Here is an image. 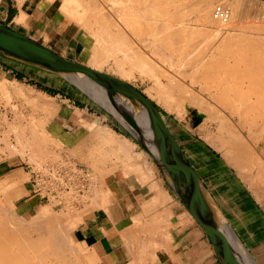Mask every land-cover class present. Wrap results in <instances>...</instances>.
Here are the masks:
<instances>
[{
    "label": "crops",
    "instance_id": "1",
    "mask_svg": "<svg viewBox=\"0 0 264 264\" xmlns=\"http://www.w3.org/2000/svg\"><path fill=\"white\" fill-rule=\"evenodd\" d=\"M23 1L0 0V23L58 53L46 44L57 36L60 43L70 41L63 34H54L50 40L45 41L43 36L32 33L31 29L36 22L45 28L48 21H45L46 15L39 16L42 11L36 5L28 14L31 24L28 22L27 27L23 24L14 25ZM77 53L79 56L82 54L80 50ZM59 55L76 60L65 54ZM41 69L0 55V88L1 85L2 88L5 86L4 92L2 88L0 90V112L6 119L5 121L0 116L4 120L1 122L0 118V126H3L0 127V139L5 138L3 133L8 127L6 123L12 122L10 120L14 118V110L11 108L14 104L18 110L14 115L18 112L17 114L27 117L26 119L30 117V120L34 119L31 121L33 123L38 120L39 125H42L41 130L39 129L42 133L39 135L47 134L54 141H44L41 135L38 137L41 140L39 149L56 153L50 154L42 166L61 169L59 172L64 176L67 173L68 176L76 175L78 172L81 177L85 175L84 182L86 191L88 190L86 207L89 209L93 204L98 207L92 206V211L86 209L87 212L83 208L85 212L76 227V240L84 253L83 263L221 264L204 229L192 217L174 193L165 175L137 140L92 98L90 92H84V89L65 78ZM20 86V92L24 95L22 97H19L21 94L18 92ZM5 94L10 96L12 106L7 105L6 101V105L4 104ZM33 99L43 104V109L49 107L43 110L41 105L31 102ZM26 100L37 108L30 107ZM171 114L173 120L165 122L197 173L216 222L220 223L225 233L231 231V235L253 264H264V201L259 198L263 196L262 189L254 186L260 189L257 196L258 193L251 190L252 185L243 181L244 175L240 177L237 168L227 163L223 155L214 146L211 147L206 138H202L200 130H195L198 127L196 123L187 128L188 125L178 120L175 114L167 113L168 116ZM44 115L47 116L46 122ZM37 118L42 119L44 124ZM27 122L30 123L29 119ZM26 134L23 138H30V132ZM9 138L14 145L13 134ZM46 141L51 142L47 143L48 150L45 148ZM3 146L5 144L1 142L0 148H4ZM255 152L260 155V159L263 158L262 154L256 150ZM27 156L28 154L23 157L18 154L10 155L8 151L0 153V182L7 178L22 182L11 187L13 189L10 193L18 196L14 202L24 209L32 208L39 202L30 185L35 165L28 163ZM51 156L56 158L51 159ZM25 174L29 175L28 182H23ZM92 178L101 180L103 193L107 192V197H110L107 198V204H102L96 198L94 201V192H89L94 187L93 183L89 185ZM96 190L98 191L97 188ZM99 203L102 204L100 207ZM140 241L147 249L145 245L141 247Z\"/></svg>",
    "mask_w": 264,
    "mask_h": 264
},
{
    "label": "bare ground",
    "instance_id": "2",
    "mask_svg": "<svg viewBox=\"0 0 264 264\" xmlns=\"http://www.w3.org/2000/svg\"><path fill=\"white\" fill-rule=\"evenodd\" d=\"M97 1L98 0H86V1H84V0H24L23 1V3H22V5H21V7H20V10H19V12H20V14H19V16L15 19V23H14V25L15 26H18V25H21V24H23V25H26V27H27V23L28 22H30V19H29V16H28V14H29V12L32 10V8L36 5V4H38L39 5V7H40V10H42L43 12L45 11L46 12V17H45V21L46 20H48V21H46L47 23V26L44 28V27H42L39 23H37L36 22V24H35V26H33L32 27V33L33 34H35V35H37V34H39V35H41V36H43L44 37V39H45V41L46 40H50L51 39V36L52 35H54V34H56V35H65V39L66 40H69L70 42H71V44H73L74 42H76V43H78L79 44V47H80V50H81V52H82V54H83V57L85 58L86 56H89V60H88V62H89V64L88 65H86V66H88V67H90V68H92V69H94V70H97V71H101L102 70V68H103V66L110 60L111 61V63H112V65H111V67H110V65H109V69L111 70V69H113V72L114 73H116L119 77L118 78H120V79H123V78H134V76H133V74H132V71H133V69H125L126 67H125V65L122 63L123 61H124V63L126 62V63H133L134 65V67L135 68H139V70L140 71H144V72H147V74L149 73L151 76H152V78H151V76L148 74V76H150V78L154 81V86L152 87V88H150L152 91H154L155 92V94H157V98H159L158 100H156V101H160L163 105H164V108H166L167 109V111H169L170 113H174L175 115H176V117L178 118V119H180V121H182V122H184L186 125H188V127L187 128H189L190 127V125H193L194 123H193V120H191V118H190V116L192 115H190V114H188L189 112H191L192 110L191 109H196V110H198L197 109V107H199V108H202V107H206V103H205V101L203 100V99H201L200 98V96H198L197 94L196 95H194L192 92H190L189 90L190 89H186L187 91V93H184L183 94V91L185 92V90L183 89V87H180V85H182L181 83H178L179 81H177V84H175L176 82V79H175V81H174V84H170V85H167V87L166 86H164V85H162V82L160 81V79L158 80L157 79V77H158V75H160V74H156V69L153 67V64L151 63L152 61L150 60L151 58H148L149 56L147 55H145L144 53H143V51L138 47V45L137 46H135V43H133V42H131V41H129L128 40V38L127 37H129L128 35H127V33H131V34H134V33H132V31L135 29V27H131V25H135L136 24V22H137V24L139 23V21H137L138 20V16H135L134 17V19H133V21H132V17L130 16V18L128 19V15L129 14H134L135 12H136V6H143L145 3H147V1L148 0H100L101 1V3H103V5L104 4H106V3H104V2H109L110 4H111V7L110 8H108V11H109V16H113L116 20L114 21V20H112V18H111V20H110V17L109 16H107L106 15V17H108V18H104V20L103 21H105V19L106 20H108L109 21V23L108 24H105V22H102V25H100L101 27H103V24H105V26L106 25H108V28L111 26L112 28H115V32H121V30L123 29V30H126V28H127V33H126V31L124 32V33H122V35L124 36L125 34L127 35V37H125V41H124V39H122V40H118V38H116V34H115V36H114V34H113V36H112V34H111V37H110V39H109V37H107V35L108 36H110V29L108 30V28H107V26H106V29L108 30H106V29H104L105 31L104 32H102L103 30L102 29H100V31L98 30L99 28H96L97 29V32H95L96 30H94V33L92 32V29H91V23H90V20H89V18L90 19H92V16L94 17V19H97V21H98V18H96L95 16V13H98V15L100 14V18H102L103 19V17L105 16V13H107L106 11H107V9H105L106 11H105V13H104V7L102 6V4H100V2L99 3H97ZM156 2H155V4H156V6H153V7H155V8H160V12L159 13H161V16H162V18L163 17H169V16H167V15H165L167 12H168V9H169V7H170V5L171 4H173L172 6H171V8L174 6V3L172 2V1H170V0H155ZM175 1H177V0H175ZM185 1V3H182V1H180L179 2V0L177 1L179 4H175V6L177 5H180L181 3L184 5V4H186L187 6L186 7H184L183 9H185L186 8V13H185V11L183 12V13H185V14H187V10H189V9H187L188 8V6L190 7L191 6V4L193 3V2H191L190 0H184ZM183 1V2H184ZM186 1L188 2V3H186ZM193 1V0H192ZM202 0H198V1H194V4H196L195 5V8H197V9H195L193 6V9L192 8H190V10H189V13H190V11L192 10H194L196 13H197V17L196 18H199V19H196V20H198V23H200V22H202V26H204V28L205 29H207L208 31H210L211 30V32H206V30L204 29V33L206 32V33H210V35L211 34H213L212 33V31L214 32V34H216L217 33V35H214L213 34V36H215V38H216V36H218V35H220V33H222V31L221 30H223V29H225V30H233V22H230V23H228V24H220L219 23V25H217L218 24V22L216 23V27H215V22L216 21H214L213 19H211V14H210V12L209 11H211L213 8H211V7H213L214 6V4L213 5H211L212 4V2L214 1V0H206V1H209L208 3H206L204 0V2L202 1ZM217 1H220V2H222V0H217ZM216 1V2H217ZM18 2V1H17ZM152 2H154V1H152ZM172 2V3H171ZM189 2H190V4H189ZM196 2H198V3H200L201 2V4L202 3H204V5H206V6H204L203 7V5L202 6H200L199 4H197ZM219 2V3H220ZM223 2H225L226 4H228L231 8H233L234 10L236 9L238 12H239V8H237V7H234L233 6V2H231V1H229V0H223ZM214 3V2H213ZM219 3H217V4H219ZM247 3V2H246ZM110 4H108V5H110ZM152 4V3H151ZM151 4H148V5H151ZM154 4V3H153ZM152 4V5H153ZM181 4V5H182ZM194 4H192V5H194ZM199 5V6H198ZM243 5V4H242ZM176 6V8L175 7H173V8H175L176 10H178L177 8L179 7H177ZM197 6V7H196ZM246 6V5H245ZM145 7V6H144ZM151 7V6H150ZM182 6H180L179 7V9H181L180 11H183L182 10V8H181ZM240 7V6H239ZM242 7V6H241ZM18 9H19V6L17 7ZM142 8V7H141ZM162 8V9H161ZM226 8V7H225ZM89 9L90 10H92V11H90V12H92L93 14H88V13H90V12H88L89 11ZM211 9V10H210ZM95 12H94V11ZM155 10V9H154ZM154 10H152V11H154ZM165 13L164 15H162V11ZM174 10V9H173ZM242 10V9H241ZM240 10V11H241ZM156 11V10H155ZM155 11H154V13H153V15H155L156 13H155ZM179 11V10H178ZM179 11V12H180ZM253 11V10H252ZM171 12V11H170ZM212 12V11H211ZM144 13H146V12H144ZM158 13V12H157ZM230 13V12H229ZM140 15H141V13H139ZM149 13H147V15H148ZM170 13L168 12V15H169ZM172 14V13H171ZM209 14H210V17H209ZM238 14H240V13H238ZM242 14V13H241ZM127 15V20H130L129 22L128 21H125L124 20V18H125V16ZM143 15V14H142ZM158 15V14H157ZM154 16V17H158L159 18V16L160 15H158V16ZM174 14H172V15H170V16H173ZM176 15H178V14H175L173 17H177ZM250 15H252V14H250ZM122 16H124V18L122 17ZM133 16V15H132ZM144 16H146V14L144 15ZM152 16V15H151ZM161 16H160V18H161ZM183 16V15H182ZM37 17H39V16H37ZM99 17V16H98ZM121 17V18H120ZM147 17L148 16H146V17H143V18H146V20H147ZM153 17V16H152ZM152 17H151V19H152ZM153 17V19L154 20H156V18H154ZM179 17V16H178ZM177 17V18H178ZM238 17H241V16H239L238 15ZM238 17H236L237 18V20H239L238 19ZM121 19V21H119L120 19ZM141 18H142V16H141ZM148 18H150V16L148 17ZM182 18V17H181ZM181 18H179V19H181ZM38 19V18H37ZM93 19V20H94ZM102 19H99L100 21L102 20ZM119 19V20H118ZM126 19V18H125ZM164 19V18H163ZM171 19H172V17H171ZM200 19H201V21H200ZM230 19V18H229ZM247 19V18H246ZM149 20V19H148ZM160 21H162V19H159ZM168 20H169V18H168ZM178 20V19H177ZM182 20V19H181ZM236 20V21H237ZM240 20H241V18H240ZM92 21V20H91ZM95 22V23H97L98 25L99 24H101V22L100 23H98V22ZM108 21H106V22H108ZM136 21V22H135ZM141 21V20H140ZM144 22V26L147 24L146 22L147 21H145V20H143ZM164 21H167V20H163V22ZM172 21H174L173 19H172ZM126 22H128V24H130V27H129V29H128V25L126 24ZM131 22V23H130ZM133 22L135 23V24H133ZM162 22V23H163ZM178 22V21H177ZM180 22V21H179ZM178 22V23H179ZM182 22V21H181ZM184 22V21H183ZM235 22V21H234ZM245 22V21H244ZM256 22V21H255ZM35 23V22H34ZM34 23H32V25L34 24ZM93 23V22H92ZM142 22H141V27H142V24H143ZM146 23V24H145ZM154 22H151V23H148L147 25H149L150 27V29H152L151 27L153 26H151V24H153ZM158 20H157V23L155 22V29H156V26L158 27V28H160V26H162L161 27V29H165V28H167V29H165V30H163V33H162V30H161V32H160V29L157 31V33L158 34H160V33H162V34H160V35H164L165 33H168V31H169V29L170 28H172V27H174L175 29H177L178 27V30H176L175 31V29L173 28V30L176 32V33H178L179 35H182L181 37L178 35V34H175V32H172V33H174V34H172L171 33V31H173L172 29H170L171 31H170V34L169 35H174V36H172V38H168L167 36V38L165 37L164 39H162V37H160V35L158 36V38H159V44H161V42L164 40V41H167V39H168V43L167 44H169V42H171V39L172 40H175L173 37H175V38H177L176 40V42L178 43V41H179V39L181 38V40H180V42H183V43H185L184 41H182V40H185V41H187L188 42V39H187V37H191V36H188L189 34L191 35V34H194L193 32L192 33H190V27H189V29H187V31H185V33H186V35L185 34H183V31L182 30H185V29H183L185 26L183 25V26H181L180 25V23H179V26L178 27H175V26H172L171 24V26L168 24V21H167V24L164 22V24L165 25H161L160 23V26H158ZM171 23V22H170ZM173 23V22H172ZM175 23V22H174ZM238 23V22H237ZM29 24H31V22L29 23ZM43 24V23H42ZM97 24H95V26L97 25ZM176 24V23H175ZM241 24H243V23H241ZM238 25L239 26V28H240V26H241V28L239 29V31L240 30H242V31H244L243 29H242V26H243V28H244V25ZM246 24H249V23H246ZM252 24L253 25H251V22H250V25L251 26H253L254 27V29H253V27H252V29L251 28H249L250 26H245V28H247L248 27V29L250 30H255V28H257L256 26H254V22H252ZM257 24V23H256ZM98 25H97V27H98ZM110 25V26H109ZM138 25H140V23L138 24ZM146 25V26H147ZM166 25H168V26H170V28H168V26H166ZM221 25V26H220ZM222 25H225V26H222ZM259 25V24H258ZM99 26V27H100ZM127 26V27H126ZM135 26H137V25H135ZM146 26L145 27H143L142 29H144V28H146ZM176 26H177V24H176ZM180 26L181 27H183L182 29H180ZM187 26V25H186ZM218 26V27H217ZM93 27H94V25H93ZM100 27V28H101ZM138 27V26H137ZM137 27H136V29H137ZM165 27V28H164ZM224 27V28H223ZM263 27V26H262ZM29 28V27H28ZM104 28V27H103ZM148 26H147V28H146V31L148 32ZM186 28V27H185ZM261 28V27H260ZM94 29H95V27H94ZM117 29V30H116ZM132 29V30H131ZM135 29V30H136ZM141 29V30H142ZM155 29H154V31H155ZM180 29V30H179ZM201 29H202V27H201ZM238 29V28H237ZM247 29V30H248ZM262 29V28H261ZM261 29H259V28H257V30L259 31H261ZM264 29V28H263ZM113 30V29H112ZM128 30H129V32H128ZM133 31V32H136L139 36L138 37H141L140 36V31L139 32H137V30L136 31ZM188 30H190V31H188ZM248 30V32H250ZM107 31V32H106ZM155 31V32H156ZM165 31H167V32H165ZM180 31H181V33H180ZM221 31V32H220ZM237 31V30H236ZM241 31V32H242ZM257 31V32H258ZM99 32H102V33H104V34H107L108 32H109V34H107L106 35V37L108 38V40H107V38L105 39L103 36H104V34H102V33H99ZM114 32V33H115ZM118 32H117V34H118ZM151 32H153V30L152 31H150V33L148 32V34H150L151 35ZM187 32L189 33V34H187ZM216 32V33H215ZM245 32V31H244ZM96 33V35L97 34H100L99 35V37L98 36H95V35H92V34H95ZM113 33V32H112ZM142 33H144V31H142L141 32V35H144V34H142ZM205 33V34H206ZM224 33V32H223ZM225 33H226V31H225ZM224 33V34H225ZM232 33V35L230 36L229 35V39L226 37V39L225 40H229V43L231 44V46L233 47H235L236 45H238V47L237 48H239V46H240V48H242L243 47V49H244V46H246L245 48H247V46L250 44H248V45H245V42L246 43H248V40H246L245 38H249V41L250 42H254L256 39L258 40V38L259 37H251L249 34L250 33H252V31L246 36V35H244L243 33H241L240 35H243V36H245V37H241L242 38V42L243 43H241V42H239L235 37H234V35H235V32L233 33V32H231ZM255 33V32H254ZM261 33V32H260ZM137 34H134V35H136L137 36ZM147 34V33H146ZM148 34H147V36H148ZM196 34V33H195ZM228 34H229V32H228ZM234 34V35H233ZM238 34V33H237ZM236 34V35H237ZM245 34H246V32H245ZM92 35V36H91ZM121 34H119V36H120ZM121 35V36H122ZM149 35V36H150ZM154 35H156V34H154ZM165 35H167V34H165ZM164 35V36H165ZM168 35V36H169ZM202 35V34H201ZM204 35V34H203ZM202 35V36H203ZM255 35H257V34H255ZM89 36H91V37H95L94 39L92 38V40H90L89 39ZM118 36V35H117ZM120 36V37H121ZM163 36V37H164ZM179 36V37H178ZM194 36V35H193ZM209 36V35H208ZM224 35L222 34V37H223ZM260 36V35H259ZM58 37V36H57ZM60 37H62V36H60ZM96 37H97V39H96ZM115 37V38H114ZM123 37V38H124ZM156 38H154V40L156 39H158L157 38V36H155ZM200 37V36H199ZM210 37V36H209ZM220 37V36H219ZM220 37L221 39H224L225 37ZM230 37H232V38H230ZM238 37V36H237ZM145 37H143V39H144ZM179 38V39H178ZM198 38V37H197ZM214 40H213V42L215 41V38L214 37H212ZM218 38V37H217ZM218 39V40H221V39ZM233 38H235L234 40H232ZM251 38H254V40L253 41H251L252 39ZM139 39V38H138ZM147 39V38H146ZM150 39V38H149ZM161 39V40H160ZM187 39V40H186ZM190 39H192V38H190ZM251 39V40H250ZM33 40V39H32ZM94 40V41H93ZM141 40V39H140ZM193 40V39H192ZM207 40V39H206ZM246 40V41H245ZM260 40H262L261 42H260ZM143 41V40H142ZM144 41H145V39H144ZM161 41V42H160ZM163 41V42H164ZM197 41V40H196ZM196 41H194L193 40V42H195V44L198 42L199 43V45L201 46H203V44L200 42V39H198V41L196 42ZM210 41V40H209ZM211 41H212V39H211ZM210 41V42H211ZM221 41H223V40H221ZM232 41H235L234 43L232 42ZM237 41H238V43H237ZM263 41H264V39H260L259 38V41H255L254 42V45L256 46L255 48L257 49L258 48V46L257 45H262V44H260V43H263ZM156 43H158V40L157 41H155ZM175 42V43H176ZM179 42V43H180ZM193 42H191V40H190V42H188V43H190V44H192ZM203 42H205V41H203ZM210 42H209V44H205V45H211L210 44ZM212 42V43H213ZM218 42V41H217ZM228 42V41H227ZM232 42V43H231ZM259 43V44H257V43ZM150 43V42H149ZM149 43H146V44H149ZM176 43V44H177ZM178 43V44H179ZM197 43V44H198ZM201 43V44H200ZM207 43V42H206ZM216 43V42H215ZM214 43V44H215ZM239 43H241V45H239ZM256 43V44H255ZM66 44V43H65ZM120 44V45H119ZM140 44H142V43H140ZM151 45H144L145 47H151L152 48V52H151V54L152 55H154L155 54V56L157 55V50H156V47H158V46H156L155 47V43L154 44H152V42L150 43ZM158 44V45H159ZM163 44V43H162ZM172 44H173V42H172ZM190 44H187V47L185 46V48H184V50H183V53L181 52V50H179L182 54H183V61L184 60H186L187 62H189V61H191L192 60V62H193V60L194 59H192L196 54V51L198 50V51H200L199 50V46L197 47L198 49H196V47H194L195 45L194 44H192V45H194V46H190ZM219 44V43H218ZM216 45V46H219V45ZM228 44V43H227ZM229 44V45H230ZM243 44H244V46H243ZM264 44V43H263ZM157 45V44H156ZM164 45H165V42H164ZM164 45H159V46H161V47H168L167 45L166 46H164ZM174 45V44H173ZM186 45V44H185ZM189 45V46H188ZM226 45V44H225ZM253 45V44H252ZM252 45L250 46V47H252ZM121 46V47H120ZM142 46V45H141ZM177 46H179V45H177ZM182 46V45H181ZM181 46L178 48V47H176L175 48V50L177 49H181ZM184 46V45H183ZM206 46V47H207ZM231 46H229V47H231ZM118 47H120V48H118ZM161 47H160V49H161ZM171 47H173L172 45H171ZM191 47V48H190ZM205 49H204V51L206 52L207 50L206 49H208V48H206L205 46H203ZM203 47H202V49H203ZM209 47V46H208ZM225 47H227V45L225 46ZM229 47H228V49H229ZM249 46H248V50H253L252 48H250ZM260 47H263V45L262 46H260ZM143 48V47H142ZM168 48H170V46L168 47ZM166 49V51L165 52H167V53H169V49ZM213 48H214V46H213ZM236 48V49H237ZM171 49V48H170ZM196 49V50H195ZM215 49V48H214ZM218 49V48H217ZM223 49V48H222ZM220 50L221 52H223V50ZM226 49V48H225ZM225 49H224V51H225ZM236 49H233L232 48V51L233 50H236ZM253 50V51H257V50ZM143 50H144V48H143ZM158 50H159V48H158ZM176 50V52L174 53V54H178L179 52ZM219 50V49H218ZM217 50V51H218ZM240 50V49H239ZM247 50V49H246ZM245 49H244V51H246ZM247 50V51H248ZM161 51V50H160ZM160 51H158L159 53H161V54H158V56L159 55H162V54H164V52H162V51H164V50H162L161 52ZM171 51L173 52V50L171 49ZM210 51V50H209ZM243 51V52H244ZM178 52V53H177ZM205 52H204V54H205ZM226 52V51H225ZM236 52H238V51H236ZM224 53V52H223ZM230 53V52H229ZM170 54V53H169ZM169 54H167L166 55V61H168L170 58H168V57H170L169 56ZM173 54V53H172ZM182 54H180V55H182ZM195 54V55H194ZM199 54H201V53H199ZM203 54V53H202ZM222 54V53H221ZM165 55V54H164ZM171 55V54H170ZM197 55H198V52H197ZM232 55H234V54H232ZM258 55V54H257ZM121 56H122V58H121ZM201 56V55H200ZM231 56V55H230ZM243 56V55H242ZM252 56H254L255 58L257 57L256 56V54L255 55H252ZM162 57V56H161ZM160 56H159V58H161ZM182 57V56H181ZM210 57V56H209ZM216 57H217V55H216ZM219 57H220V55H219ZM246 57V59H244ZM258 57H260V56H258ZM257 57V58H258ZM163 58H164V56H163ZM175 58V57H174ZM212 58H213V56H212ZM223 58V57H222ZM232 58V57H231ZM241 58V57H240ZM239 58V59H240ZM244 58H242L243 59V61L242 62H245L244 60H247V56H244ZM250 58V57H249ZM252 59H255V58H253V57H251ZM250 58V59H251ZM255 59V61H257L258 59ZM261 58V57H260ZM259 58V60L261 61V59ZM162 59V58H161ZM172 59V58H171ZM209 59V58H208ZM220 59V58H219ZM234 59V58H233ZM237 59V58H236ZM236 59H235V61H236ZM249 59V60H250ZM251 59V60H252ZM163 60H165V59H162V61ZM200 60V59H199ZM203 60V59H202ZM206 60V59H205ZM205 60H203V63L205 64L207 61H205ZM211 59H209V61H210ZM220 60H222V59H220ZM219 60V61H220ZM228 60V59H227ZM249 60H247V62H250V64H251V61H249ZM258 60V61H259ZM165 61V62H166ZM185 61V62H186ZM205 61V62H204ZM213 61V60H212ZM224 61H226V60H224ZM253 61V60H252ZM164 62V61H163ZM214 62H216V61H214ZM223 62V61H222ZM228 61H226V63H227ZM240 62V61H239ZM167 63V62H166ZM197 63H198V61H197ZM208 63V62H207ZM210 63H212V64H217V63H213V62H210ZM225 63V62H224ZM226 63H225V67L227 66L226 65ZM130 64V65H131ZM182 64H183V62H182ZM193 64H194V66H193ZM195 64H196V60H195V63L193 62L192 64H189V65H191V66H193L195 69H197V65L195 66ZM209 64V63H208ZM208 64H205V65H208ZM222 64V63H221ZM253 64H254V62H253ZM186 65V64H185ZM185 65H184V67L183 68H185ZM189 65H187V66H189ZM204 65V66H205ZM213 65V66H214ZM30 66V65H29ZM132 66V65H131ZM131 66H130V68H131ZM179 66H181V65H179ZM202 66V65H201ZM210 66V65H209ZM209 66H207L208 67V69H210V68H212V67H209ZM217 66V65H216ZM220 66V65H219ZM219 66H217V70L220 68ZM223 66V68H224V65H222ZM230 65H228L226 68H228ZM33 67V66H32ZM182 67V66H181ZM193 67H191L192 69H193ZM133 68V67H132ZM188 68H190V66L188 67ZM190 68V69H191ZM205 68V67H204ZM214 68H216L215 66H214ZM230 68V67H229ZM228 68V69H229ZM189 69V70H190ZM42 70V69H41ZM194 70V69H193ZM192 70V71H193ZM198 70V69H197ZM217 70H215V71H217ZM225 70V69H224ZM155 71V72H154ZM159 71V70H158ZM195 71V70H194ZM192 72V73H196V71L195 72ZM204 71V70H203ZM215 71L213 72V71H211V72H209V73H215ZM45 72V71H44ZM48 72V71H47ZM160 72H162L163 74L165 73V77H166V72H163V71H160ZM178 72H181V70L179 71H177V73ZM186 72V71H185ZM185 72H183V74H184V76H185V78L186 77H188L189 75V73L191 72H189V71H187L188 72V74L186 73L185 74ZM198 72V71H197ZM219 72V71H218ZM222 72V71H221ZM235 72V71H234ZM157 73H159V72H157ZM205 73V72H204ZM225 73V72H224ZM226 73H227V71H226ZM229 73V72H228ZM227 73V74H228ZM231 73V72H230ZM183 74L181 75V76H183ZM197 74V73H196ZM234 74V73H233ZM233 74H231L232 76H233ZM236 74V73H235ZM239 73L237 72V75H238ZM146 75V74H145ZM162 75V74H161ZM179 75V74H178ZM188 75V76H187ZM192 75V74H191ZM189 76V78L191 77V79L192 78H194V77H192V76ZM195 75V74H194ZM201 75H204V74H201V72H200V75L199 74H197V75H195V77H199V78H203L204 77V80H202L203 81V83L205 82V80H208V79H206V77L207 76H201ZM215 75V74H214ZM214 75H210L211 77L212 76H214ZM218 75V74H217ZM230 75V74H229ZM229 75H228V77H229ZM230 75V76H231ZM241 75V74H240ZM239 75V76H240ZM177 76V75H176ZM183 76V77H184ZM58 77V76H57ZM164 77V78H165ZM198 77H197V79L196 78H194V79H196V80H194V81H198ZM248 77V76H247ZM168 80H171V81H169V82H167V83H171L172 82V79L173 78H175V77H172L171 78V75L168 77H166ZM207 78H209V77H207ZM216 78V77H215ZM150 79V80H151ZM166 79V80H167ZM190 79V80H191ZM212 79V78H211ZM214 79V78H213ZM244 79V78H243ZM249 79V78H248ZM167 80V81H168ZM189 80V81H190ZM200 79H199V81H201ZM216 80V79H215ZM218 80V79H217ZM216 80V81H217ZM231 80V83H232V79H230ZM229 80V81H230ZM239 80H240V78H239ZM264 80V79H263ZM223 81H225V80H223ZM223 81H220V82H223ZM234 81V80H233ZM241 81V80H240ZM240 81H236V83H238L239 85L241 84L240 83ZM252 81V80H251ZM251 81H249V82H251ZM208 82H211L212 83V81H209L208 80ZM213 82L215 83V81L213 80ZM257 82V81H256ZM255 82V83H256ZM262 82H264V81H262ZM0 83H2V82H0ZM8 83V82H7ZM14 83V82H13ZM194 83H196V82H194ZM198 83V82H197ZM218 83V82H217ZM228 83V82H227ZM230 83V82H229ZM234 83V82H233ZM235 83V84H236ZM260 82L258 81V85H259V88H261V90H262V87H263V89H264V83L262 84L261 83V85L259 84ZM180 84V85H179ZM209 84V83H208ZM218 84H220V83H218ZM238 84H237V86L235 87H233L232 88V90H230V89H226V90H230V91H226L227 93H225V92H223V93H218V91H215V90H213V91H215V92H217L218 93V96H217V94H215L214 93V95H215V98H212V96L214 97V95H212V93L210 92V90H212V89H214V88H212V87H214V85L215 84H213V86H211V84L210 85H207V87L210 89V90H208V89H206V91L208 90V93L210 92L211 93V95H210V99L211 100H215L217 97H219V100L220 99H222L221 101H218L217 103H221V102H223V101H225V99L223 100V96H224V98L225 97H229L228 96V92H231V94L233 93L234 94V92L236 91V93L235 94H238V92L237 91H239V89H238V87L239 88H241L242 86L240 85V86H238ZM252 83H249V85H251ZM254 84V83H253ZM5 85H7V84H5ZM9 85H11V84H9ZM87 85V84H86ZM172 85V86H171ZM203 85V84H202ZM201 85V86H202ZM206 85V84H205ZM223 85V84H222ZM222 85H219V86H221V87H219V88H222ZM225 85V84H224ZM227 85H229V84H227ZM244 85V84H243ZM257 83H256V85H253V86H250V87H255L256 86V88H257ZM91 86V85H90ZM168 86H170L169 88H168ZM210 86H211V88H210ZM217 85H215V87H216ZM232 86V85H231ZM5 86H3V88H2V85H1V88H2V91L4 92V90H5V88H4ZM16 87V86H15ZM83 87L85 88V90H87V91H89V92H91V93H93L95 96L97 95V96H101V98H103L104 97V92H102L101 90H96V88H94V87H91V88H89V86H84L83 85ZM164 87H166V88H164ZM185 87V86H184ZM207 87H205V88H207ZM230 87V86H229ZM228 87V88H229ZM246 87H248V86H246ZM1 88H0V90H1ZM16 88H18V87H16ZM21 88V86L19 87V90L18 89H16V90H18V92L21 94V96L19 95V97H22V96H24V95H22V93L20 92V89ZM29 88V87H28ZM204 88V87H203ZM226 88V87H225ZM231 88V87H230ZM252 88V89H253ZM259 88H257L258 89V91L260 90ZM150 89H148V90H150ZM199 89H200V91L202 90V88L201 87H199ZM216 89H218V88H216ZM234 89V90H233ZM251 89V90H252ZM255 89V88H254ZM256 89V90H257ZM15 90V91H16ZM85 90H84V92H85ZM150 90V91H151ZM221 90V89H220ZM241 90V89H240ZM246 90H247V88H246ZM256 90H254V91H256ZM260 90V91H261ZM7 91V90H6ZM82 91V90H81ZM149 91V92H150ZM192 91V90H191ZM204 91V89L201 91V93ZM222 91V90H221ZM250 91V90H249ZM259 91V92H260ZM264 91V90H263ZM1 92V91H0ZM17 92V91H16ZM17 92V93H18ZM245 92V91H244ZM251 92V91H250ZM257 92V91H256ZM262 92V91H261ZM8 93V92H7ZM191 95V97H188L189 96V94ZM209 93V94H210ZM263 93V92H262ZM4 94V93H3ZM89 94V93H88ZM149 94V93H148ZM182 94L184 95V97H182ZM186 94H188V96L186 95ZM208 94V95H209ZM220 94V95H219ZM227 94V95H226ZM230 94V93H229ZM232 94V98H230L229 97V104L231 105L233 102L231 101V99H233L234 100V98H233V96H236L235 94L233 95ZM242 94V93H241ZM240 94V91H239V95H241ZM252 94V93H251ZM257 94V93H256ZM259 95H257L258 97L261 95L260 93H258ZM6 95V94H5ZM11 95H13V93H11ZM38 95V94H37ZM221 95H223V96H221ZM226 95V96H225ZM245 95V94H244ZM254 95V94H253ZM264 94H262L260 97L262 98V97H264L263 96ZM16 96V95H15ZM40 96V95H39ZM189 99L187 102H189V104L187 103V102H184V99L186 98V97ZM217 96V97H216ZM221 96V97H220ZM249 96V95H248ZM41 97H43L42 95H41ZM150 97H153V96H151L150 95ZM237 99H239V97H241L240 99H239V102L237 101V99L235 98V100H234V102L236 103H238L240 106L239 107H237V106H235L234 104L235 103H233V105L234 106H230L231 107V109H232V107H234V109H232L233 110V112L234 111H236V109H237V115H239L238 114V108H239V110L241 111V112H243L242 114H249V111L250 110H248V112H247V110H245V111H243L241 108H243V107H245V106H243V103H245V98H246V101H249V100H247V99H249V98H247L246 96H244V97H242V95L241 96H238L237 95ZM250 97V96H249ZM256 97V96H255ZM260 97H259V99H260ZM47 98V97H46ZM92 98H94V97H92ZM186 98V99H187ZM243 98V99H242ZM2 99V98H1ZM4 99V98H3ZM9 100V99H11L10 98V96H7L5 99H4V104L6 105V103H5V101L6 100ZM13 99V98H12ZM31 99V98H30ZM45 99V98H44ZM48 99V98H47ZM256 99H257V97H256ZM14 100V99H13ZM19 100V99H18ZM34 100V99H33ZM94 100H96V99H94ZM101 100H103V103H104V105L105 106H107V107H110V108H113L115 111H117V112H119V113H121V114H131L132 115V117H133V120H135V123L137 124V126H138V130H139V132H140V138H141V140L146 144V146H147V148H149L153 153H155L156 154V156H157V154L158 155H160V154H163L164 156H165V150H164V147L163 146H161V147H159V148H155L154 147V145L152 144V133H151V128H150V126H149V123H148V119H147V117H146V115H145V113L143 112V113H137V111H136V109L133 107V105H131L127 100H125L123 97H120V98H117V99H115L112 103H113V105L111 104V102H109L108 101V99L107 98H104V99H101ZM213 100V101H214ZM218 99H216L215 100V102L217 101ZM28 101H30L29 99H28ZM28 101L26 100V102L28 103ZM264 101V100H263ZM1 102H2V100H1ZM12 102V101H11ZM26 102H25V105H27L26 104ZM31 102H34L33 104H36L37 105V103H38V101L37 100H34V101H32L31 100ZM31 102H29V103H31ZM184 102V103H183ZM226 102V103H225ZM224 103H222V104H225V106H229V104L227 103L228 101H225ZM232 102V103H231ZM250 102V101H249ZM258 102V99H257V101H256V103ZM260 103H257V104H261V99H260V101H259ZM8 103L9 102H7V105H8ZM28 103V104H29ZM187 103V104H186ZM247 103V102H246ZM256 103H254L255 105H256ZM1 104V103H0ZM4 104L2 105V106H4ZM33 104H31V105H33ZM190 105L191 107V109L189 110V109H186L185 107H184V105ZM237 104V105H238ZM249 104V103H248ZM246 105L247 107H249V105ZM17 105V104H16ZM30 104H29V106L30 107H32V108H37L36 106H31ZM39 105H41L42 107V109L44 108V105L43 104H40V103H38V105L37 106H39ZM109 105V106H108ZM208 105V104H207ZM221 105V104H220ZM250 105H253L252 103H250ZM254 105V106H255ZM10 106H12V105H10ZM10 106H9V108H10ZM28 106V107H29ZM210 105H208V107H209ZM212 106V105H211ZM224 108H225V106L224 105H222ZM221 106V107H222ZM241 106H243V107H241ZM262 106L264 107V105L262 104ZM13 107H14V104H13ZM49 106H47V108H48ZM214 107V106H213ZM235 107H237L236 109H235ZM251 108H253L252 106H250ZM250 107H249V109H250ZM4 108V107H3ZM12 108V107H11ZM46 108V109H47ZM227 108V107H226ZM14 109H16V108H14ZM39 109V108H38ZM46 109H43V110H46ZM53 109V108H52ZM203 109V108H202ZM208 109H210V108H208ZM212 109V108H211ZM219 109V108H218ZM229 109V108H228ZM246 109H248V108H246ZM9 111H10V109H8ZM17 110V109H16ZM15 110V111H16ZM42 110V111H43ZM206 110V109H205ZM227 110V109H226ZM230 110V109H229ZM228 110V111H229ZM232 110H230V112H229V115L231 116V114H233V112L231 113V111ZM2 111V110H1ZM4 111V110H3ZM14 111V112H15ZM18 111V110H17ZM203 111H204V109H203ZM239 111V112H240ZM12 112V111H11ZM13 112V113H14ZM52 112V111H51ZM57 112V111H56ZM206 112H208V111H206ZM209 112H211V111H209ZM217 111H216V109H215V113H216ZM240 112V113H241ZM247 112V113H246ZM12 113V115L14 116V114ZM18 113V112H17ZM16 113V114H17ZM46 113V112H45ZM205 113V112H204ZM215 113L213 114V112H212V115L214 116L215 115ZM221 113V112H220ZM231 113V114H230ZM235 113V112H234ZM1 114H3V113H1L0 112V116H1ZM32 114V113H31ZM241 114V115H242ZM4 115V114H3ZM48 115V114H47ZM210 114H208V116H209ZM218 115V119L217 120H219L220 122V124L218 123V125L217 126H219L220 128H222L223 130H221L219 127H218V129H220L221 131H224V128H226V126L229 124V122L227 123V125H225V122H227V120H225L224 119V117L222 116H220L219 114H218V112L216 113V115L215 116H217ZM16 116H18V115H16ZM31 116H34V115H31ZM45 116V115H44ZM50 116V115H49ZM48 116V117H49ZM82 116V115H81ZM213 116H211L210 118H212ZM214 116V118H212V120L214 119V120H216V118L217 117H215ZM263 116V115H262ZM262 116H259V118H261ZM1 117H3V116H1ZM0 117V118H1ZM10 117V116H9ZM15 117V116H14ZM42 117V116H41ZM47 116H45L43 119H46L45 120V122L47 121V118H46ZM21 118H23V119H21L22 121H20V123L21 122H23V120L24 121H26V120H28L29 119V122H31L32 120L34 121V119H32V118H34V117H32L31 119L32 120H30V117L28 118V119H24L25 117H21ZM27 118V117H26ZM226 119L228 118V117H225ZM264 118V116L262 117V119ZM2 119V118H1ZM3 119H5V117H3ZM1 120V122H4V120ZM35 119H36V116H35ZM37 119H39V118H37ZM261 119V120H262ZM18 120V119H17ZM39 120H42V119H39ZM216 120V121H217ZM264 120V119H263ZM5 121H6V119H5ZM10 121H12L13 122V119L12 120H10ZM38 120H36V122L35 123H37L38 124V127H40V128H42V125H39V121L37 122ZM215 121V122H216ZM228 121H229V119H228ZM16 122H18V121H16ZM27 122V121H26ZM181 122V123H182ZM6 123V122H5ZM8 123V122H7ZM6 123V124H7ZM10 123V122H9ZM8 123V125H9V128H10V126H12L13 128H15L16 127V130L19 132V131H21V132H19V133H23V135H25L24 134V129H21V130H18L17 129V127H19V123L18 124H16V126L14 125H10ZM14 123V122H13ZM40 123H43L44 124V122H43V120L42 121H40ZM183 123V124H184ZM190 123V124H189ZM243 123H246V122H244L243 121ZM27 124H28V122H27ZM32 124V125H31ZM30 125L31 126H33L34 128H37L36 126H37V124H36V126L33 124V123H31ZM251 125H253L252 123H250ZM1 125V124H0ZM3 125H5V124H3ZM22 125V124H21ZM81 125V124H80ZM257 124H254V129L256 128V127H258V126H256ZM264 124H262L261 126H263ZM185 126V125H184ZM232 126V125H231ZM234 126V125H233ZM256 126V127H255ZM1 127V126H0ZM3 127V126H2ZM1 127V128H2ZM7 127V126H6ZM22 127V126H21ZM20 127V128H21ZM33 127H30V128H33ZM229 129L231 128H233V127H230L229 125L227 126ZM26 128V127H25ZM28 128V127H27ZM30 128H28L27 130H30L29 132H31L32 130V134L30 133L29 135H32V136H30V139H31V137H33V136H37L39 133H42L39 129H30ZM200 128V127H199ZM263 128H264V126H263ZM194 129V128H193ZM197 129H198V127H197ZM228 129V130H229ZM230 129V130H231ZM7 130H8V128H7ZM36 130H39L40 132H34V131H36ZM43 130V132H45L44 131V129H42ZM102 130H104V128L102 129ZM201 130V129H200ZM226 130V129H225ZM229 130V131H230ZM257 130V129H256ZM2 131V130H1ZM16 131V132H17ZM108 131V130H107ZM106 131V132H107ZM254 131V130H253ZM28 132V131H27ZM26 132V133H27ZM34 132V133H33ZM249 132H250V128H249ZM256 132V131H255ZM38 133V134H37ZM199 133V132H198ZM226 133V132H225ZM241 133V132H240ZM18 134V133H17ZM16 134V135H17ZM109 134V133H108ZM172 134V133H171ZM197 134V133H196ZM204 134H206V135H208L207 133H204ZM204 134H202V136H205L206 138H207V136L206 135H204ZM228 134H230L229 136L230 137H227V139L229 138V142L230 143H232V144H230V146L231 145H233V146H231V147H229V149L227 150V149H223L222 147V149H223V153H222V157L225 159V161L227 162V163H229V164H236L237 166H238V168H240V171H241V168L243 167V164H244V166L245 167H250L251 169H253V171H256V175H254V177L253 178H255V182H259V179H260V177H261V179H264L263 177H262V173H264V161L262 160L261 161V159H263V158H261L260 159V155H257V154H255V152L252 150V149H250V148H248L250 145H249V143L248 142H244V139H246V137H247V139H248V136H245V138L244 137H242V135L241 134H239V132H237V131H234V128H233V131H230V132H228ZM251 134V133H250ZM252 134H254V133H252ZM251 134V135H252ZM255 134H257V133H255ZM27 135V134H26ZM41 136H42V134H40ZM40 135H38V137L40 136ZM45 135H47V134H44L43 133V136L41 137V138H43V140L45 141V139H49L48 141H50V137L47 135V137L48 138H46L45 137ZM110 135L112 136L113 134H111V132H110ZM250 135V136H251ZM258 135V134H257ZM7 136V135H6ZM14 136V135H13ZM18 136V135H17ZM33 137V139L30 141V139L28 140L27 139V141L29 142V143H27L26 142V140H24L25 142H23L24 143V145L25 146H27V144H30V146L31 147H33V149L32 150H30V151H28V152H30V154L28 153V156L27 157H30V155H33L34 154V151H35V154L34 155H38V153H39V151H37V149H38V147L39 146H41V144L39 145V142H41V140L40 139H37V137ZM201 136V135H200ZM209 136H210V134H209ZM219 136V135H218ZM220 136H222V134L220 135ZM228 136V135H227ZM249 136V137H250ZM252 136H254V135H252ZM252 136L250 137V138H252ZM21 137H23V136H21L20 135V139H17V140H15L17 143H21L20 142V140H21ZM39 137V138H40ZM45 137V138H44ZM205 137H202V138H205ZM254 137H256V136H254ZM111 138V137H110ZM212 138V137H211ZM210 137H209V139L207 138L206 140H208V142H210L209 140L211 139ZM226 138V137H225ZM231 138H232V140H231ZM249 138V139H250ZM1 139H2V137H1ZM4 139V138H3ZM7 138H5V141L7 142V140H6ZM13 139V138H12ZM25 139V138H24ZM105 139H107V138H105ZM219 139V138H218ZM224 139V138H223ZM254 139V138H253ZM19 140V141H18ZM22 140H23V138H22ZM39 140V141H38ZM43 140H42V142H43ZM221 140H222V138H221ZM221 140H219L220 142H225L224 140L223 141H221ZM247 141V140H246ZM15 142V143H16ZM51 142H53L54 143V141L51 139ZM51 142H44V143H46V146H45V148L47 147V143L49 144V143H51ZM214 142V141H213ZM213 142H210L211 143V147H213V145H212V143ZM219 142V143H220ZM22 143V144H23ZM25 143H27V144H25ZM216 144H214V146H216V148L218 149V145H219V143H217V142H215ZM225 143H227V142H225ZM246 143H248L247 145H246ZM6 144H8V142L6 143ZM5 144V146H6V148H9V149H11V150H13V149H15V151L17 152V149L19 148L20 150H21V148L24 146V145H22V146H20V144L18 145V148L17 147H15L14 145L12 146L10 143V146L8 145H6ZM56 144V143H55ZM218 144V145H217ZM57 145V144H56ZM55 145V146H56ZM210 145V144H209ZM249 145V146H248ZM255 145H257V144H254V146ZM5 146H3V147H5ZM20 146V147H19ZM29 145H28V148L29 149H31V147H30ZM51 147V146H50ZM24 148V147H23ZM23 148H22V150H23ZM28 148H27V150H28ZM48 148V147H47ZM46 148V149H47ZM214 148V147H213ZM215 148V149H216ZM221 148H219V149H221ZM26 149V148H25ZM35 149V150H34ZM50 150H52L51 148H49ZM221 149V150H222ZM8 150V149H7ZM19 150V152H21ZM48 150V149H47ZM49 150V151H50ZM24 151V150H23ZM33 151V154H31V152ZM217 151H219V150H217ZM5 152H6V150H5ZM8 152H10V150L8 151ZM12 152V151H11ZM36 152H38V153H36ZM50 152H52V151H50ZM260 152V151H259ZM24 153V152H23ZM45 153H49L48 151H45ZM58 153V152H57ZM24 154H26V153H24ZM54 154H56V153H54ZM53 153H51V155H54ZM27 155V154H26ZM58 155H60L59 153H58ZM58 155H55V156H58ZM47 156V155H46ZM53 157V156H51L52 158L51 159H54V158H56V157ZM259 156V157H258ZM32 157V156H31ZM48 157H49V155H48ZM61 157V156H60ZM60 157H58V158H60ZM36 158V157H35ZM40 158V162L43 160V159H41V157H39ZM30 158H28L27 159V161L29 160ZM32 159V161L34 160H36L35 162H36V164H35V162H31V163H33V165H35V167L37 166V168H40V167H42V166H40V164L42 165V162L41 163H39L38 162V160L39 159H34V158H31ZM31 159L29 160V162L31 161ZM59 160V159H58ZM47 161V160H46ZM56 161V160H55ZM63 161V160H62ZM233 161V162H232ZM28 162V163H29ZM45 162V161H44ZM61 162V161H60ZM59 162V163H60ZM62 163V162H61ZM64 163V162H63ZM68 163V162H67ZM63 165V164H62ZM69 165V164H68ZM67 165V166H68ZM235 165V168L237 167ZM242 165V167H240V166ZM45 166V165H44ZM48 166V165H47ZM59 166V165H58ZM231 166V165H230ZM46 167V166H45ZM64 167V166H63ZM65 167H66V165H65ZM73 167V166H72ZM232 167H234V165L232 166ZM244 167V168H245ZM58 168V167H57ZM60 168V167H59ZM73 168H75V167H73ZM73 168H71V169H73ZM230 168V167H229ZM244 168H242V169H244ZM64 169V168H63ZM62 169V170H63ZM70 169V170H71ZM59 170H61V169H59ZM77 170V169H76ZM238 170V169H237ZM249 170V169H248ZM263 170V172H261ZM34 171V170H33ZM74 171V170H73ZM78 171H80V170H78ZM77 171V172H78ZM243 171H245V172H248L247 170H243ZM250 171V170H249ZM67 172V171H66ZM81 172V171H80ZM63 173V172H62ZM65 173V172H64ZM75 173V172H74ZM79 173V172H78ZM21 174V173H20ZM239 174H241V173H239ZM239 174H237V175H239ZM246 173H244L243 175H245ZM70 175H72V174H70ZM69 175V176H70ZM250 176L252 175V174H249ZM29 176V175H28ZM64 176V175H63ZM67 176H68V173H67ZM75 176V175H74ZM83 176H85V175H83ZM240 177L242 176V174L241 175H239ZM253 176V175H252ZM263 176H264V174H263ZM244 177V176H243ZM242 177V178H243ZM84 178V177H83ZM241 178V179H242ZM248 178V177H247ZM246 177L243 179V181H246L245 179H247ZM250 178V177H249ZM68 179V178H67ZM83 180V179H82ZM84 182V181H83ZM247 182V181H246ZM249 182V181H248ZM255 182H254V184H255ZM262 182H263V180H262ZM256 183V184H257ZM17 184H19V182L18 181H16L15 179H12V178H7V179H4L2 182H0V188H3L4 187V189H6V187L7 188H11V187H15ZM248 184V183H247ZM255 184V185H256ZM260 184V183H259ZM249 185H250V183H249ZM257 186H258V184H257ZM261 186V185H260ZM264 186V185H263ZM256 187V186H255ZM255 187H253L254 189H255V191H256V193H258L259 191H260V187H258V188H260V189H256ZM92 188V187H91ZM251 188V187H250ZM253 188H251V190H253V192H254V189ZM259 190V191H258ZM74 192H75V190H74ZM86 192V191H85ZM94 196H93V199H94V201H95V198L96 199H99L100 201L99 202H101L102 204H104L106 201H107V192H104L103 193V191H102V189L101 188H98V191L95 189L94 191ZM75 193H77V192H75ZM253 194H255V193H253ZM261 194H263V192H261ZM74 195V194H73ZM76 195V194H75ZM69 196V195H68ZM257 196H259V193H258V195ZM261 197V196H260ZM259 197V198H260ZM110 198V197H109ZM108 198V199H109ZM111 198H112V196H111ZM92 200V199H91ZM260 200V199H259ZM261 200H263V198H261ZM66 201V200H65ZM64 201V202H65ZM68 201V200H67ZM94 201H91V202H94ZM264 201V200H263ZM63 202V201H62ZM101 203H99V207L102 205ZM93 204V203H92ZM97 204V203H96ZM101 204V205H100ZM106 204H107V202H106ZM62 205H64V204H62ZM85 206H88V205H85ZM84 206V209H83V207L82 208H80V211L79 210H76L77 212H74V213H68V210H69V208H68V205L66 204V205H64V206H62L63 208L62 209H59V210H61L62 211V213L61 214H59V216H60V218H61V220H62V222L61 223H48L47 225L49 226V228H48V226L47 225H45L46 223L45 222H43V216H41V215H35L34 217H33V219L30 217V220H28V221H30V222H27L26 224L24 223L23 224V222H21L22 220H20L19 218L21 217H17V219H16V217H15V212H12V214H10L9 212H7V210L5 211V212H2V219L0 218V264H77V255L75 254V251H74V247L76 246H79V243L77 242V240H76V227H77V225L79 224V222L81 221V215L86 211L87 212V210H89V209H91V207L92 206H95V208H97L98 207V205H95V204H93V205H90V208L88 209L87 207H85ZM97 206V207H96ZM103 207H104V205H103ZM103 207H101V208H103ZM77 208V207H76ZM93 208V207H92ZM85 210L83 213H82V211L83 210ZM87 209V210H86ZM65 210V212H63ZM13 211V210H12ZM78 211H79V213H78ZM91 211H92V209H91ZM107 212V211H106ZM1 213V212H0ZM8 213L10 214V215H8ZM15 213V214H14ZM17 215V214H16ZM13 217V218H15V219H13V218H11V217ZM9 218H11V219H9ZM19 219V220H18ZM22 219V218H21ZM82 219H83V217H82ZM12 220H17V222H13ZM24 220V219H23ZM44 221H45V219H44ZM25 222V221H24ZM21 223V224H20ZM131 230H133V229H131ZM134 230H135V228H134ZM225 232V231H224ZM229 231H227L226 232V235H227V238H228V240H229V243H230V246H231V249H232V251H233V253H234V255H235V258H236V260H237V263L238 264H253L252 263V261L249 259V257H247L246 255H245V252L243 251L244 249H242L241 248V246L237 243V241H236V239H235V237L233 236V235H231V231L228 233ZM130 234H132V231H131V233ZM138 236V235H137ZM127 238V237H126ZM137 239V238H136ZM127 241V240H126ZM128 242V241H127ZM136 242V241H135ZM129 243V242H128ZM139 243H141V241L139 242ZM130 244V243H129ZM138 244V243H137ZM142 245H141V247L142 246H144L143 245V243H141ZM125 245H128V244H125ZM131 245V244H130ZM129 245V247H131ZM148 246V245H147ZM144 247H146V245L144 246ZM146 249H147V247H146ZM145 249V250H146ZM129 250V249H128ZM141 250V249H140ZM77 251V250H76ZM131 251V250H130ZM141 252H142V250H141ZM136 253H137V251H136ZM135 253V254H136ZM81 260H83V259H81Z\"/></svg>",
    "mask_w": 264,
    "mask_h": 264
},
{
    "label": "rangeland",
    "instance_id": "3",
    "mask_svg": "<svg viewBox=\"0 0 264 264\" xmlns=\"http://www.w3.org/2000/svg\"><path fill=\"white\" fill-rule=\"evenodd\" d=\"M84 1H86V0H84ZM152 1H154V2H152ZM158 1V0H157ZM170 1H172L173 3H174V6L173 7H175L176 8V6H175V4H179L177 1H175V0H170ZM180 1H182V3H185V1L184 0H179V2ZM184 1V2H183ZM188 1V0H187ZM186 1V3H188ZM191 2H193L192 4H194V1H198V0H190ZM203 1V0H202ZM201 1V2H202ZM206 3H208L209 1H206V0H204ZM203 1V2H204ZM217 0H214L213 2H212V4L211 5H216L217 3H219L220 1H217ZM229 1H231V2H233V6L234 7H237V8H239L240 10H239V12L235 9H233V8H231L228 4H226L225 2H223V0H222V2H220L219 4H221V5H223L224 7H226L228 10H229V12H230V19H229V21H228V23H230V22H233L232 24H233V30H225V29H223V30H221L222 31V33H220V35H218V36H216V38H215V36H213V34H214V32L212 31V33L213 34H211L210 35V33H206L208 30L207 29H205L204 28V26H202V22H200V23H198V20H196V19H199V18H196L197 17V13L193 10H191L190 11V13H189V10H190V8H192L193 9V7L195 8V5L196 4H194V5H192L191 4V6L189 7L188 6V8L187 9H189V10H187L188 12H187V14H185L186 13V8L185 9H183L184 7H186L187 5L186 4H180V5H178L179 7L180 6H182L181 8H182V10L183 11H180L181 9H179V7L177 8L178 10H176L175 8H171V6L173 5V4H171L170 5V7H169V9H168V12L170 13L169 15H168V12L165 14L162 10V15H167V16H169V17H163L162 18V16H161V13H159L160 12V8H155V7H153V6H156V4H155V0H148L147 1V3H145L143 6L141 5V6H136V12L134 13V14H129L128 15V19L130 18V16L132 17L131 19H132V21H133V19H134V17L135 16H138V20L137 21H139V23H140V25H138L137 24V22H136V24L133 22V24H135V25H137V26H135V25H131V27L133 26V27H135V29H136V27H137V32H139L140 33V36L141 37H138L139 35L136 33V32H133L132 31V33H134V34H137V36L136 35H134V34H131L130 32H129V27H130V24H128V22L131 20H127V15L125 16V18H124V16H122L123 18H124V20L125 21H128V22H126V24L128 25V32L129 33H127V28H126V30H121V32L119 33L118 31V34H117V32H115V28H112L110 25V27L108 28V25H106L107 26V28H108V30L110 29V36H108L107 34H109V32L107 33V34H104V33H102V32H104L105 30L104 29H106V26H105V24H108L109 23V21L108 20H106L105 19V21H103L104 20V18H108V17H106V15L107 16H109V11H108V8H110L111 7V4L109 3V2H104V3H106V4H104L103 5V3H101V1L100 0H98L97 1V3H99L100 2V4H102V6L104 7V13H105V9H107V13H105V16L103 17V19L102 18H100V14L98 15V13H95V17L96 18H98V21H97V19H94V17L92 16V19H90L89 18V20H90V23H91V29H92V32L94 33V30H96L95 32H97V29L96 28H99L98 30L100 31V29H102L103 31L102 32H99V33H102V34H104V38L106 37V35H107V37H109V39H110V37H111V34H112V36H113V34H114V36H115V34H116V38H118V40L120 39V40H122V39H124V41H125V37H127V35L129 36V37H127L128 38V40L129 41H131V42H133V43H135V46H137L138 45V47L143 51V53L147 56H149L148 58H151L150 60L152 61L151 63L153 64V67L156 69V71L157 72H159V73H157L156 72V74H160V75H158V77H157V79L159 80L160 78V81L162 82V85H164V86H166L167 87V85H170V84H174V81H175V79H176V83L175 84H177V81H179L178 83H181L182 85H180V87H183V89L185 90V92L183 91V94L184 93H187L186 91V89L188 88V89H190L189 91L190 92H192L194 95H198V96H200V98L201 99H203L204 101H205V103H206V107H202L203 109H204V111H203V109L202 108H199V107H197V109L198 110H196V109H191L192 107L190 106V105H186L187 103L189 104V102H187L189 99L187 98H185L184 99V102H187L185 105H184V107L186 108V109H191L192 111L191 112H189L188 114H192L191 116H190V118H191V120H193V123L195 124H197V126H198V129L196 128L195 130H200L201 131V133L202 134H204V133H207L208 135H206V134H204V135H206L207 136V138L209 139V137L211 138L209 141L210 142H213L212 143V145L214 146V144H216L215 142H217V143H219L220 141L219 140H221V138H222V140L221 141H223L224 139V141L225 142H227V143H225V142H220L219 143V145L217 146L218 147V149L216 148V146H214L215 148H216V150H219L218 151V153L219 154H222L223 153V149H229V147H231V146H233V145H231L230 146V144H232V143H230L229 142V138L227 139V137H230L229 135L230 134H228V132H230V131H233V128H234V131H237V132H239V134H241L242 135V137H244L245 138V136H248V139H247V137H246V139H244V142H248L249 143V147L248 148H250V149H252L254 152H255V150L257 151V152H259L260 154H262L263 155V161H264V128H263V126H261L262 124H264V118L262 119V117L264 116V107L262 106V104L264 105V97H260L262 94H264V89H263V87H262V90H261V88H259V85H258V81L260 82L259 84L261 85V83L263 84L264 82H262V81H264L263 79H264V41H263V43H260V44H262L263 45V47H260V46H262V45H257L258 46V50L255 48L256 46L254 45V42L255 41H259V38L260 39H264V0H229ZM171 2V3H172ZM201 2L200 3H198V2H196L197 4H199L200 6H202L203 5V7L204 6H206V5H204V3H202L201 4ZM247 2V3H246ZM153 5H152V4ZM108 4H110V5H108ZM148 4H151V5H148ZM189 4H190V2H189ZM243 4V5H242ZM198 5V6H199ZM246 5V6H245ZM36 6H37V8L38 9H40V7H39V5L38 4H36ZM145 6V7H144ZM151 6V7H150ZM193 6V7H192ZM240 6V7H239ZM242 6V7H241ZM142 7V8H141ZM157 7V6H156ZM197 7V6H196ZM198 8V7H197ZM197 8H195V9H197ZM211 8H213V7H211ZM156 11H155V10ZM162 9V8H161ZM174 9V10H173ZM152 10H154L155 11V15H153V13H154V11H152ZM211 10V9H210ZM253 10V11H252ZM42 11V10H41ZM90 11H92V10H90L89 9V11L88 12H90ZM94 11V10H93ZM171 11V12H170ZM185 11V13H183ZM212 11V10H211ZM211 11H209L210 12V14H211ZM95 12V11H94ZM144 12H146V13H144ZM158 12V13H157ZM139 13H141V15L139 14ZM147 13H149L148 15H147ZM178 14V15H176L177 17L175 18V17H173V16H170V15H172V14ZM238 13H240V14H238ZM242 13V14H241ZM88 14H93L92 12H90V13H88ZM143 14V15H142ZM146 14V16H150V18H148L147 17V20H146V18H143V17H146V16H144ZM160 15L161 16V18H160V16H159V18L157 17H154V16H156V15ZM210 14H209V17H210ZM250 14H252V15H250ZM46 15V12L44 11H42L41 12V14L39 15L40 17L42 16H45ZM94 15V14H93ZM133 15V16H132ZM154 18H156V20H154L153 19V17ZM157 15V16H158ZM183 15V16H182ZM238 15L239 16H241V17H238ZM99 16V17H98ZM141 16H142V18H141ZM110 17V20H111V18L113 17H111V16H109ZM151 17H152V19H151ZM171 17H172V19L174 20V21H172V19H171ZM182 17V18H181ZM236 17H238V19L239 20H237V18ZM121 18V17H120ZM119 18V19H120ZM168 18H169V20H168ZM179 18H181V19H179ZM240 18H241V20H240ZM247 18V19H246ZM94 19V20H93ZM99 19H102L101 21L99 20ZM118 19V20H119ZM136 19V18H135ZM134 19V20H135ZM149 19V20H148ZM159 19H162V21H160ZM178 19V20H177ZM212 19V18H211ZM92 20V21H91ZM112 20H116L114 17L112 18ZM141 20V21H140ZM143 20H145V21H147L146 23L148 24V23H151V22H154L153 24H151V28L152 29H150L149 27V25H147L146 23V25L148 26V32L150 33V31H152L153 30V32H151V35L150 34H148V32L146 31V28H147V26H146V28H144V29H142L143 27H145L144 26V21ZM157 20H158V22L162 25H165L164 24V22L167 24V21H168V24L170 25H172V26H175V27H178L179 26V23H180V25L181 26H185L184 28L183 27H181L180 26V29H185V30H182L183 31V34H185L186 35V33H185V31H187V29H189V27H190V30H188V31H190V33H194V34H189L188 32H187V34H189L188 36H191V37H187V39H188V42H190V40H191V42H193V40L194 41H198V39H200V42L203 44V46H207V45H205V44H209V42L211 41V39H212V41L210 42V44L211 45H208L206 48H208V49H206L207 51L205 52L204 51V47L201 45H199V43L196 45L195 44V42H193L192 44H194V45H192V44H190V43H188L187 41H185V40H182V41H184L185 43H183V42H180V40H181V36L182 35H179L178 33H176L175 31L176 30H178V28L177 29H175L174 27H172L171 25V27L172 28H170V26H168V25H166V26H168V28H170V29H172L173 30V28L175 29V31L173 30V31H171L170 29H169V31H168V33H165V34H167V35H160V34H162L163 33V30H165V29H167V28H165V29H161V27L162 26H160V24L158 23V26H160V28H158L157 26H156V29H155V22L157 23ZM163 20H167V21H164L163 22ZM237 20V21H236ZM98 22V23H100L101 22V24H97V23H95V22ZM106 21H108V22H106ZM119 21H121V19L119 20ZM179 23H178V22ZM182 21V22H181ZM184 21V22H183ZM200 21H201V19H200ZM235 21V22H234ZM245 21V22H244ZM256 21V22H255ZM93 22V23H92ZM102 22H105V24H103V27H101L100 25H102ZM141 22L143 23L142 24V27H141ZM163 22V23H162ZM171 22V23H170ZM173 22V23H172ZM177 24V26H176V24ZM238 22V23H237ZM250 22H251V25H253L252 24V22H254V26H256L257 28H259V29H261V31L259 30H257V28H255V30L253 31V30H251L252 29V27L253 26H251L250 25ZM131 23V22H130ZM216 23L217 22H215V27H216ZM228 23H226V24H228ZM241 23H243V24H241ZM246 23H249V24H246ZM257 23V24H256ZM95 24H97L98 25V27H97V25L95 26ZM244 25V28H243V26H242V29L246 32V34H245V32L244 31H242V30H240L239 31V29L241 28V26H240V28H239V26L238 25ZM259 24V25H258ZM93 25H94V27H95V29H94V27H93ZM187 25V26H186ZM217 25H219V23L217 24ZM250 26L249 28H251L250 30L248 29V27L247 28H245V26ZM101 28H100V27ZM221 26V25H220ZM222 26H225V25H222ZM263 26V27H262ZM127 27V26H126ZM132 27V28H133ZM201 27H202V29H201ZM218 27V26H217ZM261 27V28H260ZM206 30V34L204 33V29ZM224 28V27H223ZM238 28V29H237ZM113 29V30H112ZM142 29V30H141ZM154 29H155V31L157 30H159L160 29V32H161V30H162V33H160V34H158L157 33V31L155 32L154 31ZM179 29V30H180ZM251 32L252 31V33H250V32H248V30ZM253 29H254V27H253ZM107 30V29H106ZM107 30V31H108ZM117 30V29H116ZM132 30V29H131ZM135 30V31H136ZM237 30V31H236ZM106 31V32H107ZM126 31V33H127V35L125 34L124 36L122 35V33H124V32ZM142 31H144V33H142V34H144V35H141V32ZM170 31H171V33L172 32H175V34H178L181 38L179 39V41H178V43L176 42L177 40V38H175V37H173L175 40H172L171 39V42H169V44H167L168 43V39H167V41H164L165 42V45H164V42L162 41H160L161 42V44H159V38H158V36L160 35V37H162V39H164L166 36L170 39V38H172V36H174V35H169L170 34ZM220 31V32H221ZM225 31H226V33H225ZM242 31V32H241ZM258 31V32H257ZM113 32V33H112ZM115 32V33H114ZM159 32V31H158ZM165 32H167V31H165ZM208 32H211V30L210 31H208ZM225 34H224V33ZM228 32H229V34H228ZM231 32H235V35H234V37L239 41V42H241V43H243L242 41L244 40H242V38L243 37H245V36H243V35H240L241 33H243L244 35H248L249 33V35L251 36V37H259L258 38V40L256 39L253 43L252 42H250L249 41V38L247 39V38H245L246 40H248V43H246L245 42V45H248L249 43V47L252 45V47H250V48H252L253 50H257V51H253V50H248L249 48H248V46H247V48H245L246 46H244V44H243V46H244V49L246 50V51H244V49H243V47L242 48H240V46H239V48H237L238 47V45H236L235 47L233 46H231V44L229 43V40H225L226 39V37L229 39V35L231 34L232 35V33ZM255 32V33H254ZM261 32V33H260ZM148 34V36H147V34ZM180 33H181V31H180ZM216 33V32H215ZM238 33V34H237ZM119 34H121L120 36H119ZM154 34H156V35H154ZM172 34H174V33H172ZM203 36H202V35ZM222 34L224 35L223 37H225L224 39H221L220 37H222ZM237 34V35H236ZM255 34H257V35H255ZM92 35H95V36H98L99 37V35L100 34H97L96 35V33L95 34H92ZM91 35V36H92ZM118 35V36H117ZM150 35V36H149ZM169 35V36H168ZM194 35V36H193ZM210 37H209V36ZM214 35H217V33L216 34H214ZM230 35V36H231ZM260 35V36H259ZM91 36H89V39L90 40H92V38L94 39L95 37H91ZM155 36H157V40H158V43H156L155 41H157L156 39L154 40V38H156ZM178 36V37H179ZM200 36V37H199ZM220 36V37H219ZM238 36V37H237ZM106 37V38H107ZM124 37V38H123ZM143 37H145L144 39H145V41H144V39H143ZM166 37V38H167ZM198 37V38H197ZM212 37H214L215 38V41L213 42V38ZM218 37V38H217ZM222 37V38H223ZM242 37V38H241ZM248 37V36H247ZM105 38V39H106ZM112 38V37H111ZM115 38V37H114ZM122 38V39H121ZM139 38V39H138ZM147 38V39H146ZM150 38V39H149ZM190 38H192V39H190ZM221 39V40H223V41H221V40H218V39ZM230 38H232V37H230ZM235 38H233L232 40H234ZM96 39H97V37H96ZM141 39V40H140ZM186 39V40H187ZM207 39V40H206ZM252 39V40H251ZM250 40L251 41H253L254 40V38H251ZM107 40H108V38H107ZM143 40V41H142ZM161 40V39H160ZM210 40V41H209ZM242 40V41H241ZM245 40V41H246ZM94 41V40H93ZM123 41V40H122ZM203 41H205V42H203ZM218 41V42H217ZM228 41V42H227ZM238 41H237V43H238ZM262 40H260V42H261ZM152 42V44H154L155 43V47L156 46H158V47H156V50H157V55L155 56V54L154 55H152L151 54V52H152V48L150 47H145L146 45H151L150 43ZM167 42V43H166ZM172 42H173V44H172ZM177 44H176V43ZM207 42V43H206ZM213 42V43H212ZM216 42V43H215ZM233 43L235 42V41H232ZM231 42V43H232ZM66 43V44H65ZM140 43H142V44H140ZM146 43H149V44H146ZM163 43V44H162ZM200 43V44H201ZM215 43V44H214ZM219 43V44H218ZM228 43V44H227ZM241 43H239V45H241ZM257 43V42H256ZM255 43V44H256ZM46 44V43H45ZM157 44V45H156ZM164 45V46H170V48L173 50V52L171 51V49L170 48H168L169 49V53L171 54H169V53H167V52H165L166 51V47H161V46H159V45ZM186 44V45H185ZM187 44H190V46L192 45V46H194V47H198L199 48V50L200 51H196V55L192 58V59H194L193 60V62L195 63V60H196V64H195V66L197 65L198 67H197V69H195L193 66H194V64H193V66H191V65H189V64H192L193 62H192V60L191 61H189V62H187L186 60H184L183 61V50H184V48H185V46L187 47ZM219 45V46H216V45ZM227 45V47H225L226 45ZM230 44V45H229ZM257 44H259V43H257ZM47 46H49V47H51V48H53V49H55L58 53L57 54H62V55H64L65 54V56L67 55V57H69V58H75L76 60H73V61H76V62H78V63H80V64H82V65H88L89 64V62H88V60H89V56H86L85 58L83 57V55L81 54L80 56L78 55V53H77V51H79L80 50V47H79V44L78 43H76V42H74L73 44H71V42H67V41H64V42H59V39L57 38V37H53V41H51V42H48L47 44H46ZM120 45V44H119ZM142 45V46H141ZM145 45V46H144ZM171 45L173 46V47H171ZM177 45H179V46H177ZM182 45V46H181ZM184 45V46H183ZM152 46V45H151ZM181 46V49H176L178 52V54H174L175 52H176V50H175V48L176 47H180ZM189 46V45H188ZM213 46H214V48H213ZM229 46H231V47H229ZM121 47V46H120ZM120 47H118V48H120ZM144 48V50H143V48ZM160 47H161V49H160ZM196 47V49H198ZM202 47H203V49H202ZM228 47H229V49H228ZM158 48H159V50H158ZM191 48V47H190ZM219 50H218V49ZM223 48V49H222ZM226 48V49H225ZM232 48L233 49H236V50H233L232 51ZM195 49V50H196ZM223 50V52H221L220 50ZM224 49H225V51H224ZM240 49V50H239ZM162 51V50H164V51H162V52H164V54H162V55H159L162 59H165V60H163L162 61V59L161 58H159V56H158V54H161V53H159L158 51ZM179 50H181V52L179 51ZM210 50V51H209ZM218 50V51H217ZM81 51V50H80ZM160 51V52H161ZM236 51H238V52H236ZM244 51V52H243ZM197 52H198V55H197ZM204 52H205V54H204ZM230 52V53H229ZM173 53V54H172ZM199 53H201V54H199ZM203 53V54H202ZM222 53V54H221ZM167 54H169V56L170 57H168V58H170L168 61H166L167 59L165 58L166 57V55ZM180 54H182V55H180ZM232 54H234V55H232ZM256 54V56L258 57V56H260V57H256L258 60H259V58L261 59V61L259 60H257V61H255V57L254 56H252V55H255ZM258 54V55H257ZM201 55V56H200ZM216 55H217V57H216ZM219 55H220V57H219ZM231 55V56H230ZM243 55V56H242ZM61 56V55H60ZM163 56H164V58H163ZM168 56V55H167ZM182 56V57H181ZM210 56V57H209ZM212 56H213V58H212ZM244 56H247V60H249L251 57H253V58H255V59H250L249 61H251V64H250V62H247V60H244L245 62H242L243 61V59L242 58H244ZM63 57V56H62ZM175 57V58H174ZM223 57V58H222ZM232 57V58H231ZM241 57V58H240ZM250 57V58H249ZM65 58V57H64ZM121 58H122V56H121ZM172 58V59H171ZM211 59L210 61H209V59ZM222 59V60H220V59ZM234 58V59H233ZM237 58V59H236ZM240 58V59H239ZM67 59V58H66ZM200 59V60H199ZM205 60V61H207L205 64H208V65H205L204 63H203V60ZM228 59V60H227ZM235 59H236V61H235ZM244 59H246V57L244 58ZM69 60H71V59H69ZM213 60V61H212ZM220 60V61H219ZM224 60H226V61H228L227 63H226V61H224ZM167 63H166V62ZM186 61V62H185ZM197 61H198V63H197ZM204 61V62H205ZM214 61H216V62H214ZM223 61V62H222ZM240 61V62H239ZM182 62H183V64H182ZM210 62H213V63H217V64H212V63H210ZM226 63V65L228 66V65H230L228 68H226L225 67V63ZM253 62H254V64H253ZM124 65H125V69H133V71H132V74H133V76H134V78H123V79H121V80H123V81H125V82H128L131 86H133L134 88H136L138 91H140L142 94H144L145 96H147L153 103H155L156 105H157V107L159 108V110H161V115L163 116V118H164V120H166V121H168V120H170V119H172L173 120V115L171 114L170 116H168L167 115V113H170L169 111H167V109L166 108H164V105L160 102V101H156V100H158L159 98H157L158 96H157V94H155V92L154 91H152L150 88H152L153 86H154V81L151 79L152 78V76H151V78H150V76H148V74H147V72H144V71H140L139 70V68H135L133 65V63L130 65L129 63H124V61L122 62ZM222 63V64H221ZM186 64V65H185ZM109 65H110V67H111V65H112V63H111V61L109 60L104 66H103V68H102V72H105V73H107V74H109V75H112V76H115V77H119L116 73H114L113 72V69H109ZM179 65H181V66H179ZM184 65H185V68H183L184 67ZM187 65H189L190 66V68L191 67H193V69L196 71V73L197 74H199L200 75V72H201V74H204V75H201V76H207V77H209V78H207L206 77V79H208L209 81H212V83L211 82H208V80H205V82L203 83V81L202 80H204V77L202 78H199L198 76V81H194V80H196L197 79V77H195V75H197L196 73H192L194 70L191 68H188L189 66H187ZM202 65V66H201ZM205 65V66H204ZM210 65V66H209ZM216 67V68H214V66ZM219 66L220 68L217 70V66ZM222 65H224V68H223V66ZM130 66H131V68H130ZM207 66H209V67H212V68H210V69H208V67ZM133 67V68H132ZM205 67V68H204ZM190 69V70H189ZM225 69V70H224ZM159 70V71H158ZM180 71L181 70V72H178L177 73V71ZM193 70V71H192ZM204 70V71H203ZM215 70H217V71H215ZM160 71H163V72H166V77L168 76H170L171 75V78L172 77H175V78H173L172 79V82L171 83H167V82H169V81H171V80H168L166 77H165V73L163 74L162 72H160ZM186 71V72H185ZM187 71H191L189 74H188V72ZM194 71V72H195ZM198 71V72H197ZM211 72V71H215V73H209V72ZM219 71V72H218ZM222 71V72H221ZM226 71H227V73H226ZM235 71V72H234ZM155 72V71H154ZM183 72H185V74L187 73L189 76L191 75L192 77H194V78H196V79H194V78H192L191 79V77L189 78V76L188 77H186L185 78V76H184V74H183ZM205 72V73H204ZM225 72V73H224ZM231 72V73H230ZM237 72L239 73L238 75H237ZM234 73V74H233ZM236 73V74H235ZM146 74V75H145ZM162 74V75H161ZM179 74V75H178ZM183 74V76H181V75ZM195 74V75H194ZM214 75V76H210V75ZM218 74V75H217ZM231 74H233V76L230 75ZM241 74V75H240ZM177 75V76H176ZM228 75H229V77H228ZM240 75V76H239ZM248 76V77H247ZM165 77V78H164ZM216 77V78H215ZM212 78V79H211ZM214 78V79H213ZM239 78H240V80H239ZM244 78V79H243ZM249 78V79H248ZM120 79V78H119ZM151 79V80H150ZM168 81H167V80ZM191 79V80H190ZM194 79V80H193ZM199 79L201 80V81H199ZM217 81H216V80ZM230 79H232V83H231V80ZM174 80V81H173ZM190 80V81H189ZM213 80L215 81V83L213 82ZM223 80H225V81H223ZM230 80V81H229ZM234 80V81H233ZM252 80V81H251ZM220 81H223V82H220ZM236 81L238 82V81H240V85L242 86L241 88H239L238 87V89H239V91H240V94L242 95V97H244V96H246L247 98H249V99H247V100H249V101H246V98H245V103H243V106H245V107H243V106H241V107H243V108H241L243 111H245V110H247V112H248V110H250L249 111V114L247 113V114H242L243 112H241L240 110H239V108H238V114L239 115H237V107H239L240 105L236 102H234V100H235V98L237 99L238 97H237V95L238 96H241V95H239V91H237L238 92V94H235L236 93V91L234 92V94L236 95V96H233V98H234V100L233 99H231V101L233 102V103H235L234 105L235 106H237V107H235V109H236V111H234L233 112V110L232 109H234V107H232V109H231V107L230 106H234L233 105V103L230 105L229 104V97L230 98H232V94H231V92H228V96L229 97H225L224 98V96L223 95H221V96H223V100L225 99V101H228L227 103L229 104V106H225V104H222V103H224L225 101H223V102H221V103H217L218 101H221L222 99H220L219 100V97H217L218 96V93H223V92H225V93H227L226 91H230V90H232V88L235 86H237V84L238 83H236ZM249 81H251V82H249ZM257 81V82H256ZM194 82H196V83H194ZM198 82V83H197ZM220 83V84H218V83ZM228 82V83H227ZM230 82V83H229ZM234 82V83H233ZM257 83V88H259L260 90V92L258 91V89L256 88V86L253 88V87H250V86H253V85H256V83ZM209 83V84H208ZM236 83V84H235ZM249 83H252L251 85H249ZM254 83V84H253ZM203 84V85H202ZM206 84V85H205ZM211 84V86H213V84H215V85H217L216 87H215V85H214V87H212V88H214V89H212L211 88V86H210V88L212 89V90H210L208 87H207V85H210ZM223 84V85H222ZM225 84V85H224ZM227 84H229V85H227ZM244 84V85H243ZM153 85V86H152ZM202 85V86H201ZM219 85H222V88H219V87H221V86H219ZM232 85V86H231ZM239 84H238V86H240ZM84 86H89V88H91V87H93V86H90V85H86V84H84ZM172 86V85H171ZM185 86V87H184ZM219 86V87H218ZM231 88H230V87ZM246 86H248V87H246ZM262 86V85H261ZM166 87H164V88H166ZM170 86H168V88H169ZM199 87H201L202 88V90L204 89V91L201 93V91H200V89H199ZM204 87V88H203ZM205 87H207V88H205ZM226 87V88H225ZM229 87V88H228ZM171 88V87H170ZM216 88H218V89H216ZM246 88H247V90H246ZM253 88V89H252ZM148 89H150V90H148ZM167 89V88H166ZM206 89H208V90H210V92L212 93V95H214V93L215 94H217V98L216 99H218L216 102H215V100L213 101V100H211L212 98H215V95H214V97L212 96V98L210 99V95H211V93L209 94L208 93V90L206 91ZM222 91H221V90ZM226 89H230V90H226ZM241 89V90H240ZM252 89V90H251ZM257 89V90H256ZM192 90V91H191ZM213 90H215V91H218V93L217 92H215V91H213ZM234 90V89H233ZM251 92H250V91ZM254 90H256V91H254ZM150 91V92H149ZM245 91V92H244ZM149 93V94H148ZM220 93V94H221ZM230 93V94H229ZM252 93V94H251ZM257 93V94H256ZM258 93H260L261 95L259 96L260 97V99H261V104H257V103H260L259 101H260V99H259V97L257 96V95H259ZM182 94V97H184V95ZM189 94V93H188ZM188 94H186L187 96H188ZM209 94V95H208ZM219 94V95H220ZM233 94V95H234ZM245 94V95H244ZM254 94V95H253ZM150 95L151 96H153V97H150ZM227 95V94H226ZM225 95V96H226ZM250 97H249V96ZM220 96V97H221ZM257 97V99H258V102L256 103V101H257V99H256V97ZM264 96V95H263ZM7 97V95H5V98ZM188 97H191V95L189 94V96ZM241 97H239V99H240ZM239 99H237V101L239 102ZM243 99V98H242ZM236 101V100H235ZM6 102H9L8 103V105H11V99H7L6 100ZM183 102V103H184ZM247 102V103H246ZM226 103V102H225ZM249 103V104H248ZM250 103H252L253 105H250ZM254 103H256V105L254 104ZM210 105L209 107H208V105ZM221 104V105H220ZM238 104V105H237ZM249 105V107L250 106H252L253 108H251L250 107V109H249V107H247L246 105ZM212 105V106H211ZM222 105H224L225 106V108L222 106ZM255 105V106H254ZM214 106V107H213ZM222 106V107H221ZM191 107V108H190ZM227 107V108H226ZM14 108H16L15 106L13 107L12 106V109L15 111L16 109H14ZM208 108H210V109H208ZM212 108V109H211ZM219 108V109H218ZM232 110L231 111V113L233 112V114H231V116L229 115V112H230V110ZM246 108H248V109H246ZM206 109V110H205ZM215 109H216V111L218 112V114L222 117H224V119L225 120H227V122H225V125H227V123L229 122V126L230 127H233L231 130L226 126V128H224V131H221V130H223L222 128H220L219 126H217L218 125V123L220 122L219 120H217L218 119V115L217 116H215L216 115V113H215ZM227 109V110H226ZM229 110V111H228ZM206 111H208V112H206ZM209 111H211V112H209ZM241 113H240V112ZM205 112V113H204ZM212 112H213V114L215 113V117H217L216 118V120H214L215 118H214V116L212 115ZM221 112V113H220ZM174 114V113H173ZM208 114H210L209 116H208ZM242 114V115H241ZM16 115H18V116H16ZM263 115V116H262ZM15 117L13 118V122H10L9 124L10 125H15L16 126V124H18L19 123V127H17V129L18 130H21V129H24L23 131H24V134H26V132H27V129L28 128H30V127H33V126H31L32 124L31 123H33V122H30L29 124H27V122H25V123H20V121H22L21 119H23V118H21V117H23V116H21V114H15L14 115ZM211 116H213L212 118H214L213 120H212V118H210ZM259 116H262L261 118H259ZM225 117H228L227 119L225 118ZM177 118V117H176ZM18 119V120H17ZM25 120H26V117L24 118ZM178 119V118H177ZM228 119H229V121H228ZM262 119V120H261ZM5 120V119H4ZM178 120H180V119H178ZM16 121H18V122H16ZM24 121V120H23ZM26 121H28V120H26ZM216 121V122H215ZM243 121L244 122H246V123H243ZM218 122V123H217ZM250 123H254V124H257L256 126H258V127H256L255 129H254V124L253 125H251ZM21 124H23V125H21ZM31 124V125H30ZM35 126H36V124L37 123H33ZM169 124H171L170 122H169ZM220 124V123H219ZM13 125V126H14ZM41 125V124H40ZM232 125V126H231ZM234 125V126H233ZM7 128H8V130H6L4 133H3V135H4V137L5 138H7L6 140H7V142H8V144H6L7 142L5 141V138L4 139H0V143L1 142H3L4 144H6L7 146L9 145L10 146V144L12 145V142H11V140H10V138H9V136L11 135V134H13L14 135V143L16 142L15 140H17V139H20V135L21 136H24L23 135V133L21 134V133H19V132H21V131H17L16 130V127L15 128H13L12 126H10V128H9V125H8V123H7ZM22 126V127H21ZM21 127V128H20ZM26 127V128H25ZM28 127V128H27ZM37 128H34V129H40V127H38V124H37V126H36ZM200 127V128H199ZM218 127L221 129H218ZM33 128H30V129H33ZM249 128H250V132H249ZM226 129V130H225ZM230 131H229V130ZM257 129V130H256ZM254 130V131H253ZM17 131V132H16ZM29 131L30 130H28V133H29ZM33 131V130H32ZM32 131L30 132L31 134H32ZM256 131V132H255ZM35 133L36 132H38V130H36V131H34ZM33 132V133H34ZM226 132V133H225ZM241 132V133H240ZM18 133V134H17ZM252 133H254V134H252V135H254V136H256V137H254V136H252L251 134ZM255 133H257V134H255ZM18 136H17V135ZM38 134V133H37ZM209 134H210V136H209ZM222 134V136H220ZM7 135V136H6ZM33 135V134H32ZM32 135H30V136H32ZM39 135V134H38ZM38 135L36 136L37 137V139H38ZM219 135V136H218ZM228 135V136H227ZM252 136V138H250L251 136ZM29 136V137H30ZM34 136V137H35ZM250 136V137H249ZM40 137V136H39ZM203 137H205V136H203ZM226 137V138H225ZM22 138L23 137H21V140H20V142L21 143H15V147H17L18 148V145L20 144V146H22V145H24V143L23 142H25L24 140H26V142L27 143H29L28 141H27V139L29 140L30 138H23V140H22ZM206 138V137H205ZM206 138V139H207ZM219 138V139H218ZM224 138V139H223ZM250 138V139H249ZM254 138V139H253ZM42 139V138H41ZM32 140V137H31V139H30V141ZM231 140H232V138H231ZM247 140V141H246ZM19 141V140H18ZM23 141V142H22ZM10 143V144H9ZM23 143V144H22ZM27 143H25V144H27ZM248 143H246V145L248 144ZM254 144H257V145H255L254 146ZM28 145L30 146V144H27V146H23L22 148H23V150H22V148H21V150L18 148L17 149V152L15 151V149H13V150H11V149H9V148H6V146L4 147V148H0V153H4L5 152V150L6 151H9L10 150V152H8L10 155H20L21 157H23V156H25L26 154H30V152H28V151H30V150H32L33 149V147H31V149H29L28 148ZM19 146V147H20ZM223 146V147H222ZM229 146V147H228ZM223 149H222V148ZM26 148V149H25ZM27 148H28V150H27ZM219 148H221V149H219ZM8 149V150H7ZM19 150L21 151V152H19ZM35 150V149H34ZM12 151V152H11ZM37 151H39V153L38 152H36V153H38V155L36 154V155H34L35 154V151H34V154H33V151L31 152V154H33V155H30V159L31 158H34V159H39L38 160V162L39 163H41L42 161V165H43V163H45L44 161H46L45 159H47V157L48 156H46V155H48L49 154V156H50V154L51 153H45V150H44V148H42V149H37ZM26 153V154H24V153ZM28 152V153H27ZM256 153V152H255ZM257 154V153H256ZM32 156V157H31ZM36 157V158H35ZM39 157H41V159H43L41 162H40V158ZM29 159V160H30ZM261 160V161H262ZM36 161V160H35ZM34 160L32 161V159H31V161L29 162L30 164H33V163H31V162H35ZM37 162V161H36ZM36 162H35V164H36ZM233 162V161H232ZM264 163V162H263ZM41 164H40V166H42ZM232 165H236V164H232ZM237 166V165H236ZM240 166V165H239ZM240 167H242V165L240 166ZM245 166H244V164H243V167L242 168H244ZM237 169H238V171L243 175L244 173H246L245 175H244V177H248L247 179H246V181L248 182L249 181V183L252 185V187H254V186H256L257 184H258V186L262 189V192H263V196H261L260 198H263V200H264V179H261V177H260V179H259V182L257 183V182H255V178H253L254 177V175H256V171H253V169H251L250 167H245L244 169L245 170H247L248 172H245V171H243L244 169H242L241 168V171H240V168H238V166L236 167ZM250 171H249V170ZM261 172H263V170L261 171ZM249 174H252L251 176L249 175ZM263 174L264 173H262L261 175H262V177L264 178V176H263ZM84 177V176H83ZM82 177V178H83ZM250 177V178H249ZM84 180H82V181H85L86 180V178L84 177L83 178ZM262 180H263V182H262ZM19 182V184L20 183H22L21 181H18ZM23 182H28V175L27 174H25V175H23ZM97 182H98V184H97ZM254 182H255V184H254ZM93 183V185H94V187H92L91 189H90V193L92 194L93 193V191L97 188H102L101 187V180H97V179H95V178H92V179H90V182H89V185H91ZM260 183V184H259ZM96 184L98 185V186H96ZM261 185V186H260ZM12 189L13 188H7L6 187V189H4V187L3 188H0V218L2 217V212H5L6 210H7V212H9L10 214H12V212H15L14 214H15V217H16V219H17V217H20L19 219L20 220H22L21 222H23V224L25 223H27V222H30L32 219H33V217L37 214V215H41V216H43V218L45 219V221H44V219H43V222H45L46 224L45 225H47L48 223H61L62 222V220H61V218H60V216H59V214H61L62 213V211L61 210H59V209H62L63 207L62 206H64V205H68V208H69V210H68V213H74V212H77L76 210H79L80 211V208H84V206L86 205V199H87V191H86V184H85V189H83L81 192H78L77 190H75V189H71L70 191H68L69 193H65V196L64 195H62V196H60L59 198L60 199H55V198H50V200L49 201H47V200H44V199H42V198H39V197H37V196H35L36 197V199L39 201L38 202V204L36 205V206H34V207H32V208H28V207H26L25 209L24 208H22V206H20L18 203H15L14 202V200L15 199H17L18 198V196L16 195V196H14V195H11V191H12ZM74 190H75V192H77V193H75L74 192ZM255 190V189H254ZM86 191V192H85ZM74 194V195H73ZM76 194V195H75ZM69 195V196H68ZM64 196V197H63ZM20 197V196H19ZM66 200V201H65ZM68 200V201H67ZM63 201V202H62ZM65 201V202H64ZM62 204H64V205H62ZM77 207V208H76ZM86 207V206H85ZM76 209V210H75ZM5 210V211H4ZM13 210V211H12ZM79 211H78V213H79ZM61 212V213H60ZM63 212H65V210L63 211ZM6 213V212H5ZM8 213V215H10ZM82 213H83V211H82ZM11 217V216H10ZM30 217L32 218L31 220H30ZM11 218H13V217H11ZM11 218H9V219H11ZM22 218V219H21ZM2 219V218H1ZM4 219V218H3ZM2 219V220H3ZM13 219H15V218H13ZM18 219V220H19ZM24 219V220H23ZM28 220H30V221H28ZM13 222L15 221V220H12ZM25 221V222H24ZM15 222H17V220L15 221ZM18 223V222H17ZM21 224V223H20ZM48 226V225H47ZM48 228H49V226H48ZM77 250V251H76ZM74 251H75V254L78 256L77 257V264H84L83 263V260H81L82 259V256L84 255V253H83V251L81 250V248H80V246H75L74 247Z\"/></svg>",
    "mask_w": 264,
    "mask_h": 264
},
{
    "label": "water",
    "instance_id": "4",
    "mask_svg": "<svg viewBox=\"0 0 264 264\" xmlns=\"http://www.w3.org/2000/svg\"><path fill=\"white\" fill-rule=\"evenodd\" d=\"M0 55L45 69L65 78L84 90L83 85L87 84L93 86L96 90L104 92L103 98L95 96L91 92L90 94L137 140L165 175L174 193L204 229L221 264H238L226 233L220 223L216 222L206 201L197 173L168 129L155 103L129 83L105 72L97 71L76 61L66 59L1 23ZM120 97H123L133 105L137 113H145L151 128L152 144L156 149L163 146L165 156L163 154H157L156 156L155 153L147 148L139 136L138 126L131 114H121L113 108L105 106L103 100H101L107 98L113 105L112 102Z\"/></svg>",
    "mask_w": 264,
    "mask_h": 264
},
{
    "label": "built area",
    "instance_id": "5",
    "mask_svg": "<svg viewBox=\"0 0 264 264\" xmlns=\"http://www.w3.org/2000/svg\"><path fill=\"white\" fill-rule=\"evenodd\" d=\"M211 18L220 24H225L230 18L229 10L221 4H216L213 6ZM32 174L30 185L33 194L47 201L50 198L58 200L60 196H65V193H69L68 191L71 189L78 192L85 189V182L82 181L83 178L78 173L65 179L67 176L61 175L59 170L53 166L40 168L36 166Z\"/></svg>",
    "mask_w": 264,
    "mask_h": 264
},
{
    "label": "trees",
    "instance_id": "6",
    "mask_svg": "<svg viewBox=\"0 0 264 264\" xmlns=\"http://www.w3.org/2000/svg\"><path fill=\"white\" fill-rule=\"evenodd\" d=\"M158 108V107H157ZM158 110H159V108H158ZM160 112H161V110H159Z\"/></svg>",
    "mask_w": 264,
    "mask_h": 264
}]
</instances>
